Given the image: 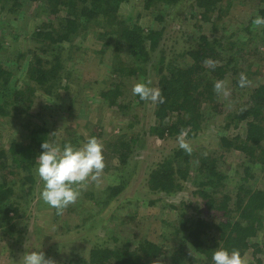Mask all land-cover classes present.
<instances>
[{"label": "rangeland", "instance_id": "1", "mask_svg": "<svg viewBox=\"0 0 264 264\" xmlns=\"http://www.w3.org/2000/svg\"><path fill=\"white\" fill-rule=\"evenodd\" d=\"M192 1L182 0L176 6L157 4V7L152 5L150 8L144 7V0L121 3L117 19H125L128 23L135 20L144 29L164 27L159 45L152 52L151 66L146 64L149 73L141 74L139 69L137 73H128L123 77L126 79L123 93L117 98V103L125 106L122 109L109 107L101 96V92L117 82L119 77L111 69L115 50L112 45L104 46L107 41L111 42V36L100 38L92 31L93 27L86 29L84 35L76 36L72 45L64 44L67 49L65 55L69 54L72 59L68 60V77L60 82L55 93L47 94L43 89H36L29 101L25 99L28 91L24 96H12L10 88L14 83L22 91L27 88L26 80H23V68L31 56L27 51L37 50L39 46L31 37L35 26L42 21L54 23L56 18L46 15L42 6L30 0H18L19 12L16 15L6 17L5 12H0V58L5 66L13 69L7 87L0 90L1 96L4 94L5 105L0 104L6 110L4 115L0 114V147L7 149L12 140H25L31 127L42 124L47 128L48 139L58 140L61 146L64 142L79 146L93 134L104 145L106 165L99 183H91L82 190L77 202L65 209L63 215H57L56 209L40 198L43 185L35 168L32 169L35 178L33 193L27 196L31 200L28 204L27 197H18L30 184L22 185L24 173L16 170V173L9 174L6 168L0 181L4 179L11 184L13 193L9 198L19 202L20 210L17 215L9 212L5 216L0 208V264H18L26 250L34 251L38 247L57 264H65L75 258H86L94 244L113 247L116 240L135 243V240L145 238L169 249L177 245L174 231L178 229L181 213L182 218L199 217L211 223L226 219L220 212L209 210L205 200L195 193L197 185L207 179V174L197 169H190L189 179L176 192L165 194L151 188L149 182L157 164L181 149L177 142L180 133L165 138L149 135V126L156 122L154 104L140 100L131 91L135 82L149 78L157 86V72L162 65L182 49L193 46L202 32L210 39L214 36L233 42L232 50L240 71L225 80L230 95L227 98L218 96L224 102L222 115L209 119L207 105L203 106L204 117L208 121L193 136H185L192 148L187 163L194 166L195 155L216 158L218 170L224 176L219 191L231 195H235L243 166L246 165L250 167L246 185L264 190V163L249 162L243 153L234 149L223 150L217 145L218 136L232 137L244 128L224 127L226 114L240 107L244 100V96L235 89V79L244 72L251 81L248 88L264 83V43L259 37L249 40L240 31L251 15H258L257 10L264 9V0H231L229 11L217 21L216 28L211 21L200 19V10L190 5ZM156 16L161 19H155ZM95 29L96 33L104 30L101 27ZM257 32L264 35V27L257 28ZM24 53V57L19 56ZM118 53L124 67L142 65L126 47H121ZM161 55L166 58L162 62ZM181 60L176 56L174 61L180 63ZM54 132L55 135H52ZM123 134L138 136V141L131 145L132 151L126 162L120 163L116 156L110 155L107 145ZM177 163L182 169L185 166L183 161ZM117 187L120 192L112 195L109 190ZM209 192L217 197L221 195L213 190ZM261 214V227L250 239V247L243 254L249 264H264V211ZM164 264L170 263L166 261Z\"/></svg>", "mask_w": 264, "mask_h": 264}, {"label": "trees", "instance_id": "2", "mask_svg": "<svg viewBox=\"0 0 264 264\" xmlns=\"http://www.w3.org/2000/svg\"><path fill=\"white\" fill-rule=\"evenodd\" d=\"M30 1L37 2L42 6L43 12L56 18V21L54 23L42 21L35 26L31 37L39 46L37 50L34 49L35 51L33 49L27 51V54L31 53V56L23 68V80H26L27 88L22 91L20 88L17 89L14 83L10 88L12 96H24V93L28 91L29 95L25 99L29 101L36 89H43L47 94L55 93L60 82L68 77V60L72 59L69 54L65 55L67 49L64 44L72 45L76 36L84 35L83 32L86 29L93 27L92 31L97 34L96 36L100 38L106 35L111 36V42L107 41L104 46L112 45L115 50L111 69L119 77L118 83L113 82L109 88L101 92V96L109 107L116 106L121 109L125 107L117 103V98L123 93L122 86L126 80L123 77L128 73H137L139 69L141 74L149 73L146 64L150 63L152 52L159 45L164 27L144 29L135 20L128 23L125 19H117L119 7L126 0ZM181 1L144 0V7L150 8L152 5L157 7V4L176 6ZM19 4L18 0H0V12H5L6 17L16 15L19 12ZM190 5L200 10V19L203 22L211 21L213 28H216L217 21H220L221 17L229 11L231 0H193ZM257 12L258 15L264 16V9L260 8ZM255 16L251 15L247 23L240 27V31L247 35V39L259 37V40L264 43V35H259L252 23ZM155 19L159 20L161 17L156 16ZM95 27H101L104 30L96 33ZM238 38L240 39L237 36ZM233 46V42H225L214 36L210 39L208 34L202 32L193 46L174 53L175 55L162 65L157 72V87L162 90L165 102L154 104L153 116L156 122L149 126L147 131L149 135L159 138L175 137L183 130L185 136L190 137L208 121L203 113L205 107L208 109L209 119L213 117L212 120H214L222 115L224 102L218 99L213 86L216 80L225 81L232 75H238L237 71L240 69L237 67ZM1 47L0 41V50ZM121 47H126L142 65L124 67L118 53ZM0 56H2L1 52ZM19 56L24 57L25 53ZM176 56L182 58L180 63H175ZM209 58L216 62L214 68L203 64ZM164 59H166L165 56L161 55L160 61ZM12 72L13 69L5 66L0 58V90L7 87L13 75ZM238 78L239 76L234 82L235 89L244 96V100L240 107L226 114L224 127L244 128L232 137L218 136L217 145L223 150L234 149L243 153L249 162L258 161L263 164L264 83L250 88H240ZM3 95L0 94V103L5 105ZM2 104H0V114L4 115L6 110ZM47 133V128L40 124L29 129L25 140H12L7 149L0 147V178L4 177L3 171L7 168L9 174L16 173V170L24 173L21 178L22 185L30 183L25 192L18 196L19 198H26L33 193L32 184L35 178L32 169L36 168L35 160L43 151L41 144L48 139ZM91 136L94 135L91 134ZM137 137H127L125 134L118 136L107 145L110 155L116 156L120 163H125L131 154V145L138 141ZM184 154H186L185 157H183ZM188 157L187 152L178 149L172 157L159 162L151 174L149 182L151 188L171 194L182 189L184 181L189 179L191 168L206 173L207 179L197 185L195 193L205 200L209 210L220 212L221 216L226 218L224 221L218 219L217 222L211 223L199 217L182 218L181 213L178 229L174 231L177 245L172 248L167 249L145 238L135 240V243L116 240L113 247L94 244L86 258H75L65 264H164L166 261L170 264H212V254L217 247H223L229 251L238 249L243 255L250 247V239L256 235L262 224L264 190L252 189L246 185L245 182L250 177L248 172L250 167L244 165L235 195L222 193L219 190L222 188L221 180L224 176L218 170L216 158L203 154L195 155L194 163L196 164L193 163L194 166H191L187 163ZM178 161L185 162L183 169L180 168ZM209 190L220 192L221 195L217 197ZM109 191L112 195L120 192L118 187ZM12 193L11 184L1 179L0 208L5 216L9 212L17 215L20 210L19 202L9 198ZM30 201L27 197L26 203ZM209 232L212 234L210 235Z\"/></svg>", "mask_w": 264, "mask_h": 264}, {"label": "clouds", "instance_id": "3", "mask_svg": "<svg viewBox=\"0 0 264 264\" xmlns=\"http://www.w3.org/2000/svg\"><path fill=\"white\" fill-rule=\"evenodd\" d=\"M252 23L256 28L264 27V16L256 15ZM203 64L206 67L216 66V62L210 58L206 59ZM250 84L251 81L246 73L241 72L238 86L246 88ZM131 91L142 101L153 104L165 102L162 90L154 86L150 78L135 82ZM213 91L224 98L230 95V89L224 80H216ZM177 142L181 149L191 154L192 148L183 130L177 137ZM41 148L43 151L35 160V171L43 185L40 198L45 204L56 209L57 215H63L65 209L77 202L82 190L87 189L91 183H99L106 166L103 155L104 145L99 138L91 136L79 146L71 142H66L61 146L58 140L45 139ZM39 248L34 251L26 250L21 255L18 264H57L53 258L46 257ZM25 249L29 248L25 246ZM211 259L212 264H249L248 258L238 249L229 251L223 247L215 248Z\"/></svg>", "mask_w": 264, "mask_h": 264}]
</instances>
